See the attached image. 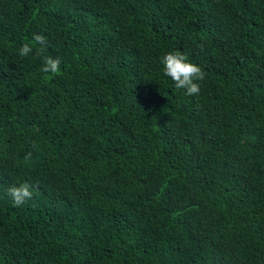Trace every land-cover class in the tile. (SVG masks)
I'll use <instances>...</instances> for the list:
<instances>
[{"label": "trees", "instance_id": "obj_1", "mask_svg": "<svg viewBox=\"0 0 264 264\" xmlns=\"http://www.w3.org/2000/svg\"><path fill=\"white\" fill-rule=\"evenodd\" d=\"M0 264H264V0H0Z\"/></svg>", "mask_w": 264, "mask_h": 264}, {"label": "clouds", "instance_id": "obj_2", "mask_svg": "<svg viewBox=\"0 0 264 264\" xmlns=\"http://www.w3.org/2000/svg\"><path fill=\"white\" fill-rule=\"evenodd\" d=\"M35 44L46 45L47 37L42 33H36L32 37ZM33 53L31 43H24L19 49V56L28 57ZM42 69L45 81L56 77L61 72V58L59 56L41 57ZM164 75L171 78L175 88L183 90L188 97H196L201 92L200 82L205 79V73L201 67L192 62L188 55L180 50L169 51L162 59ZM29 152L25 159H30ZM7 194L16 206H21L33 199L34 185L25 181L14 184L7 189Z\"/></svg>", "mask_w": 264, "mask_h": 264}]
</instances>
